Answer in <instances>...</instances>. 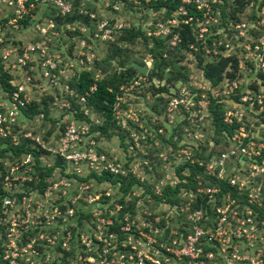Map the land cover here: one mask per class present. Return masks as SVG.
Masks as SVG:
<instances>
[{"label": "built area", "instance_id": "1", "mask_svg": "<svg viewBox=\"0 0 264 264\" xmlns=\"http://www.w3.org/2000/svg\"><path fill=\"white\" fill-rule=\"evenodd\" d=\"M35 1L0 0V8L5 10H1L4 15L0 17V21H5L0 23V60L4 69L11 74L22 69L23 78L27 81L32 77L28 71V59L33 52L38 54L39 59H43V74L48 75L52 71L50 76H55L56 60L47 58L54 40L70 34L76 47L78 44L82 48L93 50L94 43L111 40L112 34L124 27L116 23V20L111 22L107 13L101 17L100 12L88 9L84 1L76 9L69 0ZM141 1L132 0L134 4ZM219 3H223V0H178L172 13L156 22L147 35H171L173 43L171 40L169 43L175 45L181 38L174 29L189 24L194 26L197 39L189 44L190 50L201 49L204 53H212L217 45L228 49V39L227 43L225 40L219 42L221 38L207 41L208 36L216 34L220 26L217 16ZM104 5L106 10L119 8L109 0H105ZM51 8L56 9L55 13L60 17L76 13L87 18V21L76 19L58 22L53 16L46 14ZM27 16H31L32 25L20 27V20ZM234 28L245 32L248 23L238 22ZM10 29H21L24 34L33 36L26 44L22 41L17 47L6 46L3 44L6 37L3 36ZM206 47L210 49L209 52ZM256 47L259 48V45ZM86 60L90 62L91 58ZM256 62L257 72L264 76V53L256 58ZM101 73V69L96 71L93 76L95 82L83 94L70 86L65 87L68 94L75 96L78 104L83 105L82 108L86 106L88 97L96 91V82ZM12 85L13 88L8 89L0 84V143H6L13 149L30 140L33 146L27 152L17 155L10 163L4 161L5 171L0 194L2 207L13 209L21 206L25 213L21 219L18 217V221L10 222L5 234L6 244L0 233V264H173L177 261L181 264H241L244 261L249 264H264V253L259 252L260 248L255 257H249L240 253L238 243L232 242L247 233L255 235L256 228L251 226L247 229L241 224L228 226L227 213L230 205L215 208L213 213H216V221L212 225L200 224L206 216L202 208H197L188 215L193 223L186 233L179 237L176 231L169 230L167 235L164 234L161 226L163 215L152 214V205H146L151 200L156 203L165 201L163 191L167 187L174 189L179 184L187 183L186 178L174 180L172 176H167L166 179L153 182L145 179L137 173L134 161L128 162V154H123L124 158L121 160L114 148H102L99 141L102 136L99 131L92 129L97 123L87 117L88 108L83 110L85 119L71 118L67 113L62 115L61 122L56 123L59 127L56 145L44 143L40 136L32 137L30 133L20 130L24 110L31 98L23 82H12ZM169 103L174 108L184 104L188 109L183 95L173 97ZM75 112L74 108L73 116ZM133 115L137 117L136 113ZM40 116L43 117V114ZM228 143L215 158L203 163L198 161L202 174L225 182L237 195L243 196L248 204L261 208L264 213V199L260 198L263 190L260 181L264 177V142L252 138L245 127L239 126ZM42 151L51 154L54 162L52 170L44 174V184L37 189L29 186L32 180L30 175L35 171L37 156L34 154ZM130 151L131 149L129 153ZM182 152L183 162L194 164L192 153ZM233 160H238L242 165L247 163L248 167L238 166L237 162V167L229 168ZM129 174L138 182L128 189L123 188L122 181L112 180L113 176L127 177ZM180 174L185 175L182 171ZM145 182L151 184L150 189L143 186ZM216 190L218 189L214 187L198 189L209 198H212ZM179 194L190 198L192 196L191 190L182 185L179 187ZM246 213L250 215L253 211L249 209ZM3 214L7 213H1L0 220L6 221ZM13 216H19V213H14ZM32 216L36 218L34 221L28 218ZM79 219L84 220L81 226L67 221ZM250 220V216L245 218V224ZM24 234L26 241L23 244ZM257 240L258 237L253 239L255 243ZM261 244L262 241L257 246ZM56 250L61 251L60 255L52 256V252ZM226 251V255L221 254ZM63 253L67 255L65 260L61 259Z\"/></svg>", "mask_w": 264, "mask_h": 264}, {"label": "rangeland", "instance_id": "2", "mask_svg": "<svg viewBox=\"0 0 264 264\" xmlns=\"http://www.w3.org/2000/svg\"><path fill=\"white\" fill-rule=\"evenodd\" d=\"M109 1L121 7L120 10L112 12L111 8L104 9L105 0H92L91 3L96 5L97 12L101 13V17L107 13L115 18L116 23L124 27H128L132 23H135L136 26L141 25L146 34L163 17L164 9H160V11L139 9L133 4H126L121 0ZM226 6L225 14L231 20L220 25L217 33L221 38L219 42L225 40L227 43L228 39L230 48L224 49L214 45L212 53L202 51V58L191 52L186 44L181 47L176 46L177 44L173 45L171 35L165 38L168 40L167 43L169 40L172 43L167 45L166 42H162L163 54L160 55L156 52L157 57H155L152 52L156 50V45L150 36H148L149 38L135 36L133 40L127 36L128 39L124 41L117 40L119 34L115 32L112 34L111 40L98 41L94 43L93 50H91L87 47L82 48L78 44L76 47L68 34V36L54 40L51 46L52 50L48 52L47 58L52 61L56 60L57 67L56 72L53 71L54 77L50 76L52 71L48 75L43 74L44 69L41 66L43 59H39L38 54L33 52L28 59L30 60L28 71L32 76L31 80L27 81L23 78L22 69L16 70L15 77L11 80L14 83L23 82L31 98V105L30 103L28 105L31 114L30 112L25 114L21 120L20 130L30 133L32 137L40 136L44 143L56 145L59 136V127L56 123L61 122L62 115L67 113L69 117L77 118L73 116L72 112L73 105L78 103V100L75 96L68 94L65 87H74L83 70L89 71L91 75L95 76L96 71L101 69L102 73L98 78L111 81L121 71H125L126 68L122 63H127L130 68L122 76V82H115L118 84L117 103L112 111L111 123H106V118L101 111L89 107L88 104L84 107L89 109L87 113L89 120L96 121L97 125L107 130L108 134H102L99 139L102 148H114L115 154L119 155L121 160L124 158L123 154H128V162L134 161L137 173L152 182L166 179L167 176L179 180L180 172L185 174L188 182L182 186L191 190V198L188 195H180L178 190L175 195L179 197V200H172V197H168L169 200L160 203L151 200L146 205V207L152 205L150 207L152 214L163 215L161 216V226H163L164 234L167 235L169 230L176 231L179 237L186 233L193 223L188 215L197 209L194 207L199 202L196 198L202 196L207 199L206 203L209 206L202 208L206 217L200 221V224H214L216 221V213H213L215 208L230 205V210L227 213L228 226L235 227L241 224L247 229L251 226L256 228L255 235L247 233L246 236L234 239L232 242L239 244L240 253L255 257L259 248V252L264 253V213L260 210L261 208L248 204L243 196L213 185L214 181L203 176L201 167L193 169L189 166L191 164H183L184 158L181 154L182 151H190L195 159L194 164L196 161L203 163L204 160L215 158L221 148L229 145L228 134L225 133V130L222 128L220 131H216L214 123L216 113L223 117L224 123L232 125L234 129L243 126L247 131H253V133L251 132L253 135L264 137V76L257 72L258 64L256 62V58L264 53V0H249L242 7L239 2L234 4L229 2ZM1 10L5 11L0 8V17L4 15ZM242 21L248 23L245 32L234 28L236 23ZM32 36L24 34L19 29L6 30V39L3 44L17 47L22 41L25 44L28 43ZM113 39H116L121 46L111 48L109 42ZM257 45L259 48L256 47ZM206 51L209 52L210 49L206 47ZM88 57L91 58L90 62L86 60ZM221 58L228 59V61L222 62L224 65L222 78L213 85L205 77L203 67L205 63ZM131 63L146 66L147 73H139L131 66ZM132 68L136 71H133ZM180 95H183L186 104L188 103V109L184 104L175 108L170 105V99ZM33 107L39 112L32 114ZM133 113L137 114L136 118ZM40 114H43V117ZM230 120L231 122H229ZM4 146H7L6 149ZM24 146L26 149H30L33 146L32 141H26ZM34 155L37 156L35 171L31 172L32 180L29 186L37 188L44 184V182L40 184L41 177L47 171L52 170L54 158L51 154L43 151ZM16 157L17 155L13 154V149L9 145L0 143V194H2L1 180L5 171L4 161L10 163ZM237 162L238 166L248 167L247 163L242 165L238 160H233L230 162L229 168L235 167ZM181 164L185 165V168H181ZM262 179L264 180V177ZM263 180L260 181L263 187L260 193L261 200L264 199ZM207 187L218 189L213 193L212 198L206 197L203 195L204 192L198 191V189ZM1 197L2 195H0V214H7L2 216L6 221L0 220V233L3 243L6 244L5 234L11 225L10 222L18 221V217L21 219L25 211L21 206L13 209L2 207ZM249 209L253 211L250 215L246 213ZM14 213H19V216L14 217ZM248 216L251 217V220L245 224V218ZM34 217L28 218L34 221L36 219ZM67 221L79 226L84 224L82 219ZM256 237L259 238L257 243L253 241ZM25 241L26 234L23 235V244ZM260 241L263 244L257 246ZM60 252V250L53 251L52 256L60 255ZM221 254L226 255L227 251ZM66 258V254L61 257L62 260ZM219 259H222V256H219ZM173 264L181 263L177 261ZM241 264L249 263L244 261Z\"/></svg>", "mask_w": 264, "mask_h": 264}, {"label": "trees", "instance_id": "3", "mask_svg": "<svg viewBox=\"0 0 264 264\" xmlns=\"http://www.w3.org/2000/svg\"><path fill=\"white\" fill-rule=\"evenodd\" d=\"M29 1L36 2L35 0H29ZM69 1L72 2V5H73L74 9L78 8L80 3L82 1H84L86 3V6H87L88 9H94L95 11H97L96 5L91 3L92 0H69ZM113 1L117 2V0H113ZM121 1H124V3L126 2V4H130V5L133 4V6H136L139 9L140 8L141 9L142 8H146V9L157 10V11H160V9H164L163 10L162 19H164L165 17H168L172 13V11L176 8V6L178 4V0H166V1L159 0L157 2H153V1L152 2H145V1L142 0L140 3H137V4H134L132 2V0H121ZM245 1L248 2L249 0H223V3H219L218 4L219 5L218 9H217V16L219 17L220 25H222L224 23H228L231 20V19H228L226 14H225V10H226L225 7H227L226 5L229 2H230V4H234L236 2H239L240 6L242 7L246 3ZM120 8L121 7H119L117 10H120ZM117 10H112V12L113 11L117 12ZM55 12H56V9L51 8L50 10L46 11V14H49L50 16H53L58 22H62L64 20H66V21H74L76 19L87 21V18H84V17H82V16H80V15H78L76 13L60 17ZM190 13H193L192 10H190ZM108 16H109V19H110L111 22L115 21V18L111 17L110 15H108ZM4 22L5 21H0V23H2V24ZM2 24H0L1 27H2ZM29 25H32L31 16H27V17L23 18L22 20H20V27H23V26L26 27V26H29ZM19 30H21V29H19ZM174 32L178 33L180 38H181L180 41L176 45L178 47H181L182 45L186 44V47L189 49V44L190 43H194L197 40L196 36L194 34V26H192V25L183 24L180 27H176L174 29ZM116 34H119L117 36L118 37L117 40H124V41L127 40L128 37L131 38L130 40H133L135 38V36H142L144 38H149L148 35L145 33V30L141 27V25L140 26L139 25L136 26L135 23H132L128 27L121 28L118 32H116ZM3 37H6V36L4 35ZM219 37H220V34L216 33V34L208 36L207 41L211 42L213 39H218ZM151 38H152V40L154 41V43L156 45V50L154 52H152V53L155 55V57H157L156 52H158V54L162 55L163 51H164V49H162V47H164L162 45V42H166L167 43L168 40L165 37H162V36H151ZM163 38H165V39L163 40ZM117 40L113 39L112 41L109 42L110 45H111V48L112 47L121 46V45H119L120 43H118ZM168 44L169 43H167V45ZM190 51L193 52L194 54H196L200 58L203 57V53H202L203 50H201V49L198 50V51H194V50H190ZM226 61H228V59L221 58L219 60H213V61H209V62L205 63V65L203 67L204 75L213 85L217 84L221 80V78H222V70L224 68V65L222 64V62H226ZM167 64H169V63H167ZM122 65L126 68L125 71H121L118 75H116L115 79H113L111 81H107L104 78L103 79H99L96 82V84H97L96 91L93 92L88 97V102H87L88 106L89 107H93V108L101 111L102 114H104V117L106 118V121H107L106 123L107 124L111 123L112 111H113L114 105L117 103L116 102L117 101L116 100V90H117L118 84H116V83L122 82L121 81L122 80V76L124 74H126L127 73L126 70L128 68H130V66H128L127 63L126 64L122 63ZM132 70L136 71L137 69L135 70L134 68H132ZM14 77H15L14 74H11L10 72H7L4 69V64L0 60V84L3 87H5V88L12 89L13 85H12V80L11 79H13ZM93 82H95L93 75H91L89 73V71L83 70L80 73V76L78 77V79L76 80L75 86L74 87L72 86V87L78 93L83 94ZM30 105H31V103H30ZM73 108L76 109V112L74 113L75 117H77V118H82L83 117L84 118L83 108H82L81 104L76 103V104L73 105ZM24 112H25V114L30 112L28 107H27V109L24 110ZM37 112H39V110L36 109V108H34L32 110V114H35ZM30 114H31V112H30ZM214 123L216 125V131H220L223 128L225 130V133L228 134V139L229 140H230V137L235 132V130L238 128L237 127L236 129H234L232 127V125H228V124L224 123L223 122V117L220 116L217 113L214 115ZM92 129L99 131L101 136H102V134H108L106 128L103 129L101 126H99L97 124H94L92 126ZM251 132L253 133V131H251ZM251 132H250V135H252V138L264 142V137H262V136L258 137L257 135H253ZM24 144L25 143H22L20 146H16L15 148H13V151H14L15 155H21L22 153L27 152V150H30V149H26ZM223 149H224V147L221 148L219 150V152L222 151ZM196 160H198V159H196ZM208 160L209 159L204 160V162H206ZM183 164H186V163L184 162ZM183 164H181V166H180L181 168H185V165H183ZM189 166L191 168H193V169H198V167H200V166H198V161H196L195 164H191ZM179 175L181 176V178H183V177L186 178L185 175H181V174H179ZM44 176L45 175H43L41 177L40 184H43ZM204 177H206V176H204ZM206 178L207 179H211L212 181H214L213 185L219 186L222 190H228V191H231L232 193L236 194L234 189L228 187L225 182L215 180L214 178H211V177H209V178L206 177ZM112 180H114V181H122L124 185L126 184L125 187L123 185L124 189L130 188V186L132 184H134L135 182H138V180L136 178H134L130 174L127 177H123L121 175L113 176ZM137 184H139V183H137ZM183 184H186V183L179 184L174 189L167 187L163 191L165 201L169 200L168 197H172L171 198L172 200H179V197L177 195H175V192L177 193L178 190H179L180 185H183ZM143 186H145L147 189H150L151 184L149 182H145L143 184ZM159 199L161 200L162 198L159 197ZM196 199L199 202L195 204L196 206L194 205L195 208H203V207L206 208V206H209V204L206 203L207 199L205 197L203 198L202 196H198ZM129 202H132L134 204V201H132V200H130ZM210 211H211V208H210Z\"/></svg>", "mask_w": 264, "mask_h": 264}, {"label": "water", "instance_id": "4", "mask_svg": "<svg viewBox=\"0 0 264 264\" xmlns=\"http://www.w3.org/2000/svg\"><path fill=\"white\" fill-rule=\"evenodd\" d=\"M131 66L137 69V71L141 74H146L148 71V68L146 66L138 64V63H131Z\"/></svg>", "mask_w": 264, "mask_h": 264}]
</instances>
